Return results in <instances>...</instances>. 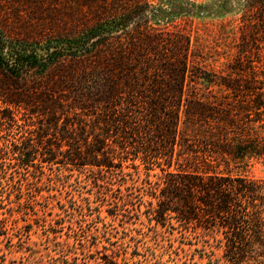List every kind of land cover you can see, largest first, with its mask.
Listing matches in <instances>:
<instances>
[{"label": "trees", "instance_id": "trees-1", "mask_svg": "<svg viewBox=\"0 0 264 264\" xmlns=\"http://www.w3.org/2000/svg\"><path fill=\"white\" fill-rule=\"evenodd\" d=\"M64 1L71 15L32 30L0 9V201L19 204L56 164L122 201L146 195L147 217L202 228L226 264H264V177L245 172L264 165V0L224 26L220 69L194 47L192 16L158 15V0Z\"/></svg>", "mask_w": 264, "mask_h": 264}, {"label": "rangeland", "instance_id": "rangeland-1", "mask_svg": "<svg viewBox=\"0 0 264 264\" xmlns=\"http://www.w3.org/2000/svg\"><path fill=\"white\" fill-rule=\"evenodd\" d=\"M156 4L158 15L192 16L193 45L205 55L207 68L220 69L231 58L234 47L224 26L230 30L235 25L243 0H158ZM75 6L64 0L43 5L39 0H0L1 15H8L15 28L20 24L30 30L39 23L65 20ZM182 12L186 14H177ZM172 16L166 19L188 28ZM41 164L46 174L39 188L20 198L19 204L0 201V264H51L63 251L65 257L76 255L77 262L88 264H97L104 252L116 255L121 264H226L221 248L202 228L185 229L176 222L147 217L146 206L138 201L147 197L137 195L139 191L134 192L135 199L122 201L117 191L93 186L85 175L75 178L77 170L70 178L59 179L52 171L56 164ZM245 172L264 177V165L254 163ZM15 196L10 197L15 200ZM83 255H88L86 260ZM259 261L263 259L247 264Z\"/></svg>", "mask_w": 264, "mask_h": 264}]
</instances>
